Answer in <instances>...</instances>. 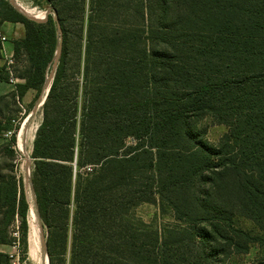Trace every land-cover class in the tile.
<instances>
[{
    "label": "trees",
    "instance_id": "1",
    "mask_svg": "<svg viewBox=\"0 0 264 264\" xmlns=\"http://www.w3.org/2000/svg\"><path fill=\"white\" fill-rule=\"evenodd\" d=\"M32 1L41 22L0 0V25L25 27L11 72L0 40V85L22 81L0 105L37 99L61 44L30 176L50 264H264V0ZM13 123L0 111L10 150ZM27 200L0 179V264L28 254Z\"/></svg>",
    "mask_w": 264,
    "mask_h": 264
},
{
    "label": "rangeland",
    "instance_id": "2",
    "mask_svg": "<svg viewBox=\"0 0 264 264\" xmlns=\"http://www.w3.org/2000/svg\"><path fill=\"white\" fill-rule=\"evenodd\" d=\"M20 3L25 4L28 8L33 9L36 14L38 12H48L42 7L36 6L32 0H17ZM29 18H38V16H27ZM51 77V73L49 78ZM44 92V90H43ZM41 93L46 95V93ZM40 95V96H41ZM39 96V97H40ZM43 96V97H44ZM39 97L36 99V93H33L31 99H26L25 101H12L11 98H8L2 102L0 105V111L5 118H11L15 120L13 123V128L16 129L17 135V143L14 144V148L10 150L6 144L9 141V138L5 137V135L0 136V179L7 178L8 176H19L23 178L24 182V189L26 198L28 199L29 194L33 197V193L30 187V181L27 178V170L29 176H31L32 172V165H33V144L36 137V133L34 134V139H32L27 145L28 155L26 156L25 153L22 152L21 149V142L25 138L26 130L30 126L32 132L33 129H37L42 121L43 116V105L38 107ZM30 102V103H29ZM34 110H36L34 112ZM205 126L209 127L208 137L212 142H217L219 138L226 132V128L223 126H217L211 123L210 120H206L204 122ZM34 133V132H33ZM32 133V134H33ZM31 134V132H30ZM10 151L14 152V155L10 153ZM85 172H92L88 171L87 169L84 170ZM28 184V186H27ZM28 196V197H27ZM28 201V200H27ZM34 207L35 201L33 199ZM29 216H28V236L31 233V211H30V203H29ZM36 219L33 221L35 225V229L37 230L35 238H39L38 244H35L33 249L34 253L31 256L29 253V245H28V254L26 256L20 255L21 249L17 245H10L8 247H2L1 250L4 253H8L13 256L14 264H50L49 256L47 252V229L43 225L41 219L37 215L36 209L34 211ZM135 214L137 217L142 218L145 222L153 223L157 227H163L167 224H174V219L169 215L161 214L158 205H150L145 204L139 206L135 210ZM38 219V220H37ZM2 220V214H0V222ZM37 220V221H36ZM20 224V218L16 217L13 221L12 225L7 229L8 236H16V232L18 230V225ZM244 225L246 227L249 226V223L245 222ZM40 231V232H39ZM72 231L70 230V238H69V246L71 242ZM44 246V247H43ZM45 250V251H44ZM36 252V253H35ZM69 252V251H68ZM259 252L257 249H253L250 255L247 257V261H251L258 256ZM69 255V254H68ZM18 258H23L21 262Z\"/></svg>",
    "mask_w": 264,
    "mask_h": 264
},
{
    "label": "crops",
    "instance_id": "3",
    "mask_svg": "<svg viewBox=\"0 0 264 264\" xmlns=\"http://www.w3.org/2000/svg\"><path fill=\"white\" fill-rule=\"evenodd\" d=\"M0 32L7 38V40L3 43L5 54L4 59L2 60V63L6 64L8 58H13L14 50L12 40L24 37L25 27L20 23L5 22L0 25ZM21 82V80L17 81V83ZM14 90L15 84L3 83L0 85V95H5ZM33 93L37 94L35 90H30L23 98V101H25L26 99H31Z\"/></svg>",
    "mask_w": 264,
    "mask_h": 264
},
{
    "label": "bare ground",
    "instance_id": "4",
    "mask_svg": "<svg viewBox=\"0 0 264 264\" xmlns=\"http://www.w3.org/2000/svg\"><path fill=\"white\" fill-rule=\"evenodd\" d=\"M16 4H17V10L20 12V13H22L23 15H25V16H38V17H42V16H45V15H47L45 12H38L39 14L37 15L36 14V12L33 10V9H30V8H28L25 4H23V3H20V2H16ZM49 78V77H48ZM47 91H48V88H47V90H46V94H47ZM45 97V96H44ZM44 97L42 98V99H44ZM43 105V102H41L40 104H39V106L38 107H40V106H42ZM34 131V133L32 132V130H31V128H30V126L27 128V130H26V134H25V138H24V140H22V142H21V149H22V152L23 153H25L26 154V156L28 155V151H27V145H28V143L32 140V139H34V134L36 133V128L35 129H33ZM30 132H31V134H30ZM33 133V134H32ZM27 178L30 180V176H29V174H28V170H27ZM25 182V181H24ZM26 183V182H25ZM25 185V184H24ZM30 185V184H29ZM27 186H28V184H27ZM28 197V196H27ZM33 197H31V195L29 194V197H28V202L30 203V211H31V219L34 221L35 219H36V216H35V213H34V211H35V207H34V203H33ZM38 220V219H37ZM36 220V221H37ZM33 221H31L32 223H30L31 224V233L29 234V236H28V245H29V253L31 254V256L33 255V253H34V249H33V247H34V245L35 244H38V242H39V238H35V237H37L36 235V232H37V230L35 229V225L33 224ZM40 232V231H39ZM44 247V246H43ZM45 251V250H44ZM36 253V252H35Z\"/></svg>",
    "mask_w": 264,
    "mask_h": 264
},
{
    "label": "water",
    "instance_id": "5",
    "mask_svg": "<svg viewBox=\"0 0 264 264\" xmlns=\"http://www.w3.org/2000/svg\"><path fill=\"white\" fill-rule=\"evenodd\" d=\"M10 2H11V4H12L15 8H17V4H16L17 0H10ZM27 18H29V17H27ZM29 19H31V20H33V21H36V22H41V21H39V20H37V19H33V18H29ZM61 49H62V46H61V44H60L59 47H58V50H57V56H56V60H55V67H54V70H53V72H52L51 77L48 78L47 82L45 83V86H44V89H43V90H44L43 93H45L46 90H47V88H48L47 94L45 95L44 99H42L43 96H44V94H42V95L39 97V103H38L37 106H39V104H40L41 102H43V105H44V103H45V101H46V98H47L48 92H49V90H50V86H51L52 80H53L54 75H55V71H56L57 66H58V61H59V57H60V54H61ZM35 111H36V110H34V112H35ZM29 181H30V187H31V190H32V193H33V198H34L35 205H36L35 193H34V190H33V188H32V185H31V180H29Z\"/></svg>",
    "mask_w": 264,
    "mask_h": 264
},
{
    "label": "built area",
    "instance_id": "6",
    "mask_svg": "<svg viewBox=\"0 0 264 264\" xmlns=\"http://www.w3.org/2000/svg\"><path fill=\"white\" fill-rule=\"evenodd\" d=\"M46 14H48V12H46ZM0 40H1V42L2 43H4L6 40H7V38L0 32ZM5 53H4V49H3V55H4ZM13 64V58H8L7 59V61H6V66H7V68H8V70H10V66ZM10 72H11V70H10ZM17 79H14V78H12L11 79V84H16L17 83ZM13 136V132H7L6 134H5V137H7V138H11ZM85 169H87L88 171H92V169H93V167L92 166H88L87 168H85ZM17 235V234H16ZM12 256V255H11ZM13 257V256H12Z\"/></svg>",
    "mask_w": 264,
    "mask_h": 264
}]
</instances>
